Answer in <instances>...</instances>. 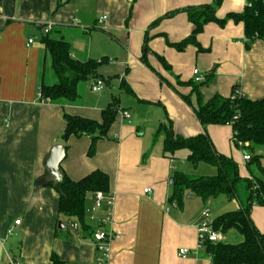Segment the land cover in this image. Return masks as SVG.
Wrapping results in <instances>:
<instances>
[{"label":"crops","instance_id":"1","mask_svg":"<svg viewBox=\"0 0 264 264\" xmlns=\"http://www.w3.org/2000/svg\"><path fill=\"white\" fill-rule=\"evenodd\" d=\"M212 2L0 0V264H13L12 259L19 264H52L54 254L64 264H96L92 232L99 227L102 211L94 208L95 192L87 194L85 205L91 233L80 229L76 240H69L58 231L60 196L48 185L52 180L44 164L57 143L66 147L61 169L71 179L79 180L95 170L110 178L115 202L106 227L118 234L111 243L110 264H213L206 251L198 249L197 224L208 200L193 194L172 206L177 200L173 197L175 171L191 175L192 167L181 170L177 165V154L188 165L186 148L174 158L166 155L163 126L171 122L175 132L185 137L204 131L193 108L197 95L187 83L194 80L196 68L204 76L201 82L207 81L200 89L205 101L215 95L229 97L235 87L252 100L264 98V40L247 45L244 23L229 19L223 26L216 22L204 26L197 35L201 48L188 44L178 50L174 44L190 37L195 25L184 11L171 17L166 14ZM248 3L223 0L217 16L243 12ZM49 23L52 36L70 43L73 58L103 59L98 68L103 90L93 91L95 78H91L80 84L75 103L40 99L47 53L43 42L29 40L42 35ZM146 38L149 51L144 58ZM183 96H191L193 106ZM114 102L130 118L119 111L107 136L95 142L93 154L88 135L62 140L65 114L102 121L103 110ZM206 131L216 150L237 162L242 178L264 180V173L240 153V149L252 156L257 152L264 169V145L254 153L239 147L232 124H209ZM146 188L151 192H145ZM244 204L240 199L235 210ZM251 218L264 233V206L254 204ZM17 219L20 224H15ZM12 236L21 238L14 255ZM243 240L240 232L231 230L222 241ZM182 247L190 250L187 258L179 255Z\"/></svg>","mask_w":264,"mask_h":264},{"label":"trees","instance_id":"2","mask_svg":"<svg viewBox=\"0 0 264 264\" xmlns=\"http://www.w3.org/2000/svg\"><path fill=\"white\" fill-rule=\"evenodd\" d=\"M222 2L223 0H214L212 3L187 6L166 14L165 17H171L184 11L195 25L190 37L174 44V46L178 50H184L188 44H195L201 48L197 35L203 31L204 26L210 22H216L223 26L229 19L244 23L247 45L256 40H264V0H249L243 12H231L225 18H219L217 11ZM158 21L159 19L156 20V22ZM41 39L50 57L51 69L57 79L53 83L45 81L41 83L43 97L53 103L77 102L80 98V84L91 78H98V68L103 59L79 60L73 58L70 43L63 37L52 36L50 32H43ZM148 51L146 38L143 46L144 58ZM160 59L170 69L169 64L163 58ZM206 82L194 80L187 82L192 86V93L197 95L196 107L192 104L191 96H183L193 106L204 131L195 136L185 137L177 134L170 122L163 126L166 131L164 148L166 155L173 158L178 150L186 148L189 150V161L194 164L203 161L216 165L218 172L215 175L195 176L175 171L173 197L180 201L185 193L190 191L205 200L223 194L228 199H233L237 196L238 183L245 182L248 191L246 203L239 209L227 211L213 219L215 229L223 233L237 230L244 236V240L237 244L223 241L207 242L205 251L214 254L213 264H264V233L257 228L251 218L254 204L264 206V180L257 176L242 178L237 162L218 152L206 131L209 124H232L235 144L237 145L238 141L249 143L245 148L254 153L257 147L264 145V98L252 100L244 95L239 96L237 95L239 89L235 87L229 97L215 95L205 101L200 89ZM119 111L118 104L114 102L103 110L102 121L65 114L66 128L62 134V140L66 142L71 135H88L92 139L89 153L93 154L95 142L107 136ZM250 165L264 173L259 155H251ZM48 185H52L60 196V220L63 223L77 220L81 223L82 231L91 233V228L85 222L87 194L98 190L109 192L110 178L108 174L102 170H95L79 180H73L63 172L60 180L51 181ZM52 262V264H64L56 254L52 256Z\"/></svg>","mask_w":264,"mask_h":264},{"label":"built area","instance_id":"3","mask_svg":"<svg viewBox=\"0 0 264 264\" xmlns=\"http://www.w3.org/2000/svg\"><path fill=\"white\" fill-rule=\"evenodd\" d=\"M106 18V17H104ZM52 24L45 25V32L48 33L52 29ZM247 40V39H246ZM34 38H30L29 42L32 43ZM194 81L201 82L204 80V76L200 73V71L196 68L193 71ZM105 87V82L102 78H96L91 84V89L93 91H101ZM237 95L243 96L244 94L237 90ZM40 99L42 101H49V99L44 98L42 92L39 93ZM120 114L123 117L130 118V114L127 110H121ZM237 142V141H236ZM249 143L237 142V145L241 148H245ZM243 157L245 160H250L251 155L247 152H244ZM145 192H151V188H146ZM192 192L185 193V197H192ZM114 202L115 196L113 193L105 192L102 190H98L95 192L94 197V208L102 211V216L99 219V227L92 232L93 244L96 247L97 255H96V264H110L111 259V243L112 241L118 237V234L114 232L112 229L106 227L108 223L111 222L113 217L114 210ZM210 200H208V203ZM179 201L173 200L172 206H178ZM21 220L17 219L15 224H20ZM69 226L74 230L81 229V223L77 220H73L70 222ZM197 233H198V249L205 250V246L207 242H220L224 239V233L220 230H217L213 226V219L210 216L209 205H207L201 213L200 220L197 224ZM14 234V231L10 229L8 231V235L11 236ZM190 254V250L188 248L182 247L179 249V255L182 258H187ZM213 260L214 254L207 253ZM11 262L13 264H19L18 259H12Z\"/></svg>","mask_w":264,"mask_h":264},{"label":"rangeland","instance_id":"4","mask_svg":"<svg viewBox=\"0 0 264 264\" xmlns=\"http://www.w3.org/2000/svg\"><path fill=\"white\" fill-rule=\"evenodd\" d=\"M41 38H42V35H40V36L38 35V36L34 37V39H36L37 43H41L42 42ZM45 60L43 61V64H42L43 76L41 75L42 76V80L41 81L42 82L45 81L47 83H53V82L57 81V79H56V77H55V75H54V73H53V71L51 69L50 57H49L48 53L46 55ZM106 87H108V85ZM240 153H241V155H243L242 153H244V152H243L242 149H240ZM255 154H257V152H255ZM177 156H178L177 165L179 166V168L181 170H185L189 166L192 167V171L190 172L191 175L201 176V175H213L215 173L217 174L218 167L216 165H213V164H210V163H207V162H203V161L198 163V164H194L191 161H189L188 156H187V158L185 160V162L188 165H183L182 164V161H183L182 156L180 157L179 154H177ZM245 184L246 183L242 182V181L238 183V185H237V196L235 198H233V199H228L227 196L223 194V195H220L218 197H212L211 201L209 203L206 202L204 207L209 205L211 218H213L214 216H218L221 213H224V212H227V211H231V210H235V208H237V207H235L236 206L235 204L240 199L243 200L246 203V201H247V191H246V185ZM62 218L66 219L65 217H62ZM66 224H67V222H66ZM58 231H59V233H62V235H64L69 240H76V235H77L76 233L79 230L78 231L74 230V229L70 228V226H67V228L66 227L65 228H60L59 225H58ZM11 239L15 240V243H16L15 248L13 247V250H10L11 253L14 255V253L16 252L15 250L20 245V244L18 245V242H19V239H21V238H19L18 236H12ZM13 251H15V252H13Z\"/></svg>","mask_w":264,"mask_h":264},{"label":"water","instance_id":"5","mask_svg":"<svg viewBox=\"0 0 264 264\" xmlns=\"http://www.w3.org/2000/svg\"><path fill=\"white\" fill-rule=\"evenodd\" d=\"M66 156V147L63 143L55 144L49 153L46 155L44 164L48 170V180L58 181L63 176L61 162ZM59 227H67L62 221L59 222Z\"/></svg>","mask_w":264,"mask_h":264},{"label":"clouds","instance_id":"6","mask_svg":"<svg viewBox=\"0 0 264 264\" xmlns=\"http://www.w3.org/2000/svg\"><path fill=\"white\" fill-rule=\"evenodd\" d=\"M238 2L242 4L243 3V0H238Z\"/></svg>","mask_w":264,"mask_h":264},{"label":"bare ground","instance_id":"7","mask_svg":"<svg viewBox=\"0 0 264 264\" xmlns=\"http://www.w3.org/2000/svg\"><path fill=\"white\" fill-rule=\"evenodd\" d=\"M45 32V31H44ZM46 33V32H45Z\"/></svg>","mask_w":264,"mask_h":264}]
</instances>
